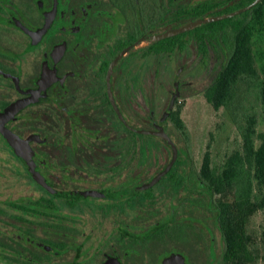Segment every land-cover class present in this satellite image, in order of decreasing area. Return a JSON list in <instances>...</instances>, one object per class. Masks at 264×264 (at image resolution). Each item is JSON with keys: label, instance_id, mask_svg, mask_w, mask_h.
I'll return each mask as SVG.
<instances>
[{"label": "flooded vegetation", "instance_id": "1", "mask_svg": "<svg viewBox=\"0 0 264 264\" xmlns=\"http://www.w3.org/2000/svg\"><path fill=\"white\" fill-rule=\"evenodd\" d=\"M254 1L0 0V264H222V193L178 172L165 126L179 96L156 122L160 74L140 75L150 129L132 126L128 64L192 41L204 56L205 23L158 36ZM160 127L178 149L167 173ZM161 145L162 170L128 173Z\"/></svg>", "mask_w": 264, "mask_h": 264}, {"label": "rangeland", "instance_id": "2", "mask_svg": "<svg viewBox=\"0 0 264 264\" xmlns=\"http://www.w3.org/2000/svg\"><path fill=\"white\" fill-rule=\"evenodd\" d=\"M254 47L264 54V34L256 33ZM224 61L220 46H210L208 52L202 56L196 43L192 41L183 51L164 54L158 58L146 54L143 57L138 55L128 64V74L132 77L128 81L127 117L134 127L150 129L145 119L148 113L137 112L134 108L139 102L142 104V100L148 101L145 90L147 81H141L138 78L140 75L145 77L156 70L160 74L158 81L150 83L153 85L150 88L154 89L156 99V122L166 115L172 95L175 93V85L178 83L181 86L176 109L180 108V117L184 122L186 134L171 122L165 124L181 148L182 162L177 168L179 173L182 171L198 173L206 153H210L212 172L220 175L226 167L227 156L241 148L240 127L247 113L255 111L258 114L257 129L264 139V100L257 85L246 80L240 81L235 87L233 99L218 110L207 101L204 91L214 81ZM263 62L264 60L257 59L256 65L259 70L262 69ZM257 143L259 145L261 139ZM171 156L172 151L161 145V149H156L153 155L148 152L141 154L138 161L128 168V173L140 170H146V173L159 172L169 162ZM243 173L242 182L244 185L251 183L254 197L259 190L254 179V169L247 167ZM241 195L240 182L233 192H227L222 196L238 199ZM247 231L255 238L252 250L258 257L254 264H264V210L251 216L247 223Z\"/></svg>", "mask_w": 264, "mask_h": 264}, {"label": "trees", "instance_id": "3", "mask_svg": "<svg viewBox=\"0 0 264 264\" xmlns=\"http://www.w3.org/2000/svg\"><path fill=\"white\" fill-rule=\"evenodd\" d=\"M246 3L248 1L240 5ZM201 28L202 32L198 31L196 36L201 40L202 53L208 52L206 43L222 42L225 46L221 48L225 59L222 69L204 91L207 101L217 110L227 105L242 80L257 85L264 100V64L261 70L256 65L257 59L264 60V54L254 47L256 33L264 34V0L240 15L205 23ZM247 114L240 127L241 148L227 156L223 172L220 175L212 172L210 153H206L199 172L205 173L213 194L226 195L240 182L242 186V195L238 199L227 196L218 199L224 236L222 264H254L258 257L252 250L255 238L248 233L247 223L252 215L264 210V139L257 129L258 114L255 111ZM172 121L186 134L180 108L173 112ZM247 167L254 169V179L259 187L254 197L251 183L244 185L242 182Z\"/></svg>", "mask_w": 264, "mask_h": 264}, {"label": "water", "instance_id": "4", "mask_svg": "<svg viewBox=\"0 0 264 264\" xmlns=\"http://www.w3.org/2000/svg\"><path fill=\"white\" fill-rule=\"evenodd\" d=\"M262 0H255L254 2H252L250 5L246 6L245 8H242L240 10H237L233 13H230L228 15H224V16H221V17H218L217 19H222V18H227V17H231V16H235L237 14H240L252 7H254L255 5H257L258 3H260ZM212 21V19H207V18H204V17H201V18H198L190 23H188L187 25L181 27V28H178L176 30H172V31H169V32H166L164 34H160L158 36V38L162 39V38H165V37H169L171 35H176V34H179L181 32H184L186 30H189L191 28H194L200 24H203V23H206V22H210ZM177 86V84H176ZM178 89V88H177ZM179 96V92L178 90H176V92L173 94L172 96V99H171V103H170V107L169 109H172V106L175 102V99ZM165 117V116H164ZM159 132L157 133L161 138L165 139L168 141V143L171 145L172 149H173V157L171 159V161L168 163V165L160 172V173H167L170 168L172 167V165L174 164V162L176 161L177 159V156H178V149L175 145V143L173 142V140L171 139V137L165 133L164 129L162 127L159 128Z\"/></svg>", "mask_w": 264, "mask_h": 264}]
</instances>
